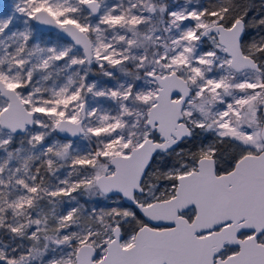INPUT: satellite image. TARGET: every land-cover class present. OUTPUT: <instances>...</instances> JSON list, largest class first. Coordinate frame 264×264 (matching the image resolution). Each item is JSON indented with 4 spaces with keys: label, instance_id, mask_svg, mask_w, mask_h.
Returning <instances> with one entry per match:
<instances>
[{
    "label": "snow or ice",
    "instance_id": "1",
    "mask_svg": "<svg viewBox=\"0 0 264 264\" xmlns=\"http://www.w3.org/2000/svg\"><path fill=\"white\" fill-rule=\"evenodd\" d=\"M0 264H264V0L0 3Z\"/></svg>",
    "mask_w": 264,
    "mask_h": 264
},
{
    "label": "rangeland",
    "instance_id": "2",
    "mask_svg": "<svg viewBox=\"0 0 264 264\" xmlns=\"http://www.w3.org/2000/svg\"><path fill=\"white\" fill-rule=\"evenodd\" d=\"M11 0H0V3H10Z\"/></svg>",
    "mask_w": 264,
    "mask_h": 264
}]
</instances>
